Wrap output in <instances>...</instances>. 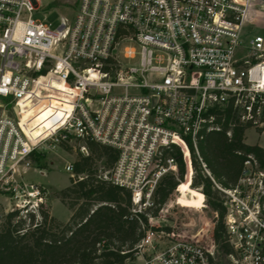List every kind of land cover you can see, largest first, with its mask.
<instances>
[{"label":"built area","instance_id":"2783aa9c","mask_svg":"<svg viewBox=\"0 0 264 264\" xmlns=\"http://www.w3.org/2000/svg\"><path fill=\"white\" fill-rule=\"evenodd\" d=\"M250 2L74 0L73 18L51 29L33 17L39 0H0V208L40 221L47 191L23 178L33 156L91 139L118 150L110 179L141 212L178 172L164 147L178 146L192 171L187 139L199 156L198 141L220 128L216 112L263 128L264 37L244 39ZM49 107V127L32 137L33 118ZM222 190L240 216L225 222L238 264H264V195L242 196L239 183ZM132 253L123 264H214L200 239L151 227Z\"/></svg>","mask_w":264,"mask_h":264},{"label":"trees","instance_id":"16d2710c","mask_svg":"<svg viewBox=\"0 0 264 264\" xmlns=\"http://www.w3.org/2000/svg\"><path fill=\"white\" fill-rule=\"evenodd\" d=\"M216 115L220 128L204 133L198 141L199 156L187 139L192 154L191 185L217 214L213 238L223 255L232 257L236 252L224 221L227 206L222 189L238 185L247 161L264 170V148L246 142L251 126L240 122L230 109ZM257 130L262 133L264 128ZM84 143L88 154L77 152L71 182L57 193L71 210L69 221H59L44 205L39 208L38 222L34 213L26 217L18 211L7 213L0 223V264H123L150 227L149 217L157 216L186 173L180 148L164 147L162 159L174 158L178 172L167 173L158 182L152 207L133 212L131 190L110 179L118 150L91 139ZM61 147L71 149L68 143ZM98 162L103 163L104 172Z\"/></svg>","mask_w":264,"mask_h":264},{"label":"rangeland","instance_id":"374dc122","mask_svg":"<svg viewBox=\"0 0 264 264\" xmlns=\"http://www.w3.org/2000/svg\"><path fill=\"white\" fill-rule=\"evenodd\" d=\"M39 2L40 8L34 12L33 17L45 21L51 29L58 28L64 18L72 19L77 10L74 0H39ZM256 35L264 37V0H251L250 2L244 39L249 41ZM120 55L122 56V53ZM246 142L264 147V132L259 133L256 127H250L246 131ZM68 144L71 147L70 150L59 146L54 150L36 152L33 156V166L26 169L23 174L26 182L38 184L46 189L45 205L50 214L62 222L69 221L71 217V210L57 196L61 189L70 184V178L73 176V172L66 171L65 167L75 161L78 151L88 154L87 148L83 149L85 143L82 141L72 140ZM98 169L104 172L102 162H98ZM260 171L264 172L257 163L246 164L243 176L239 181L240 195L251 194L255 199H262L264 178L260 175ZM192 173L193 170L189 171L186 166L183 181L176 187L157 216L149 217V226L160 233L161 231L174 233L175 237L200 239L207 247L213 249L214 263L216 264H238L240 262L239 252L234 249L236 255L226 257L214 242L213 231L217 214L209 208L203 193L192 187ZM224 197L227 198L226 194ZM0 200H4V198L2 197ZM225 205L227 206V218H224V221L230 224L239 220L236 204L231 205L227 202ZM0 213L2 222L7 213L3 208H0ZM22 215L20 214V217H23ZM260 236L264 237V233L260 232ZM235 242L234 238L231 239V245H235Z\"/></svg>","mask_w":264,"mask_h":264},{"label":"bare ground","instance_id":"6f19581e","mask_svg":"<svg viewBox=\"0 0 264 264\" xmlns=\"http://www.w3.org/2000/svg\"><path fill=\"white\" fill-rule=\"evenodd\" d=\"M236 1H240V0H236ZM50 114H51V107L45 108V110L36 114V116L33 118V123H32L33 126L30 129V134L32 135V137L35 138L42 135L43 132L47 129V127H49L50 121L48 117Z\"/></svg>","mask_w":264,"mask_h":264},{"label":"crops","instance_id":"0c3cea01","mask_svg":"<svg viewBox=\"0 0 264 264\" xmlns=\"http://www.w3.org/2000/svg\"><path fill=\"white\" fill-rule=\"evenodd\" d=\"M263 132H264V130H263ZM263 132H262V133H263ZM263 148H264V147H263Z\"/></svg>","mask_w":264,"mask_h":264}]
</instances>
